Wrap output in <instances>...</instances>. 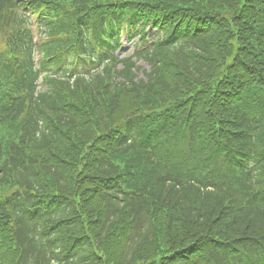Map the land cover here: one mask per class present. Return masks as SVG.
<instances>
[{
  "label": "trees",
  "instance_id": "1",
  "mask_svg": "<svg viewBox=\"0 0 264 264\" xmlns=\"http://www.w3.org/2000/svg\"><path fill=\"white\" fill-rule=\"evenodd\" d=\"M0 264H264V0H0Z\"/></svg>",
  "mask_w": 264,
  "mask_h": 264
},
{
  "label": "rangeland",
  "instance_id": "2",
  "mask_svg": "<svg viewBox=\"0 0 264 264\" xmlns=\"http://www.w3.org/2000/svg\"><path fill=\"white\" fill-rule=\"evenodd\" d=\"M135 39H137V38H135ZM132 42L133 41L127 42L125 37H124L123 40H122L123 49H125L126 51H129V52H132V49H131L132 48ZM137 65L142 67V69H147L148 68L147 65L142 60H140ZM137 75H138V77H142L143 76V71L142 70L137 71Z\"/></svg>",
  "mask_w": 264,
  "mask_h": 264
}]
</instances>
